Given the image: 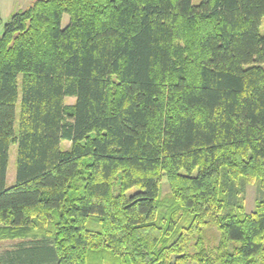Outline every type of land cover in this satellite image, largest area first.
I'll use <instances>...</instances> for the list:
<instances>
[{"label":"trees","instance_id":"16d2710c","mask_svg":"<svg viewBox=\"0 0 264 264\" xmlns=\"http://www.w3.org/2000/svg\"><path fill=\"white\" fill-rule=\"evenodd\" d=\"M262 19L264 0H38L11 16L0 241L34 246L7 264H264V199L223 214L225 181L264 192Z\"/></svg>","mask_w":264,"mask_h":264},{"label":"rangeland","instance_id":"374dc122","mask_svg":"<svg viewBox=\"0 0 264 264\" xmlns=\"http://www.w3.org/2000/svg\"><path fill=\"white\" fill-rule=\"evenodd\" d=\"M36 1L38 0H0V36L3 33V28L6 23L9 22L11 16L18 12H23L30 8ZM69 23L68 16L63 17L62 28H65ZM259 33L264 36V19L261 20V24L259 27ZM20 82V77H19ZM74 98H66L65 105L74 104ZM17 122L18 123V113L19 106H17ZM65 149L69 148L68 143L62 144ZM8 166L6 172V184L8 187L12 186L15 181V165H16V155H17V147L15 145H11L8 153ZM226 187L228 190L227 196V208L223 214H227L230 211H233L238 206H241L245 213L250 214L254 211L256 202L262 201L264 199V192L260 189L259 182L252 181L249 182L247 180L240 179L235 183H230L225 181ZM230 183V184H228ZM118 192V188L115 187L114 193ZM170 192L169 183L167 182L166 177L163 178L161 184V194L162 196L166 195ZM204 241H206L209 245L216 244L218 241V231L215 227L208 228L203 233ZM196 239V238H195ZM34 246L33 243H29L27 241H0V263L7 264L9 259L16 252L21 249H28Z\"/></svg>","mask_w":264,"mask_h":264}]
</instances>
